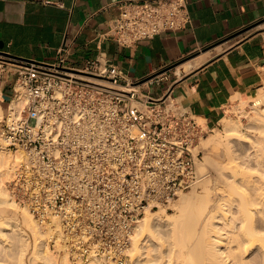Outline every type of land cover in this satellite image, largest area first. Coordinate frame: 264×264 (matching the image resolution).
I'll list each match as a JSON object with an SVG mask.
<instances>
[{
  "label": "built area",
  "instance_id": "2783aa9c",
  "mask_svg": "<svg viewBox=\"0 0 264 264\" xmlns=\"http://www.w3.org/2000/svg\"><path fill=\"white\" fill-rule=\"evenodd\" d=\"M190 20L188 0H130L102 35L131 45ZM70 53L66 44L51 61L10 60L16 87L0 119V150L15 158L8 191L50 227L49 250L133 264L134 225L205 177L199 146L212 128L175 97H139L118 65L77 66Z\"/></svg>",
  "mask_w": 264,
  "mask_h": 264
},
{
  "label": "crops",
  "instance_id": "0c3cea01",
  "mask_svg": "<svg viewBox=\"0 0 264 264\" xmlns=\"http://www.w3.org/2000/svg\"><path fill=\"white\" fill-rule=\"evenodd\" d=\"M125 1L0 0V51L51 61L69 44L74 65L108 60L121 68V84L135 83L139 97H175L209 127L264 91V0H188L185 27L131 45L102 35ZM13 57L0 52L3 112L16 86L2 63Z\"/></svg>",
  "mask_w": 264,
  "mask_h": 264
},
{
  "label": "bare ground",
  "instance_id": "6f19581e",
  "mask_svg": "<svg viewBox=\"0 0 264 264\" xmlns=\"http://www.w3.org/2000/svg\"><path fill=\"white\" fill-rule=\"evenodd\" d=\"M19 102L20 99H13L12 107ZM262 104L264 105V91H260L254 96L252 106L250 105L255 112L250 116L251 121L256 132L259 133L256 142L251 145L252 151L247 158V162L251 163V170L245 167L241 168V165L238 166L239 164H236V167L229 166V170H231L226 172L224 185L219 187V197H213L210 190L197 196L181 193V196L175 201L176 206H179V213L174 215L168 212L166 214V219L170 223L174 222L177 228H182L184 216L188 215L193 207L195 210L198 207L201 213V215L199 214L200 222L204 223L202 229L205 237L201 239L203 242L198 240L192 251H184L183 246L180 251L147 250L146 241L154 237L156 225L162 223V215L157 212L158 210L147 211L146 215L133 227L132 249L139 251L141 247L143 257H146V260L141 264H264V251H261L262 257L259 256L261 258L258 262L252 263L247 258L250 249L264 250V107ZM2 116L3 108L0 104V118ZM239 120L226 114L220 121L227 131H231L242 127ZM242 135L246 134L242 133ZM204 140L221 142V135L217 134ZM11 162H13L11 165L13 167L14 156L8 151L0 150V208L9 210V214L11 213L10 215L14 218V226L20 232H24L22 225L31 228L38 239L36 243L39 251H49L47 237L51 235L50 227L42 229L31 212L16 203L2 185L3 175L8 176V166ZM11 174L12 170L10 169ZM204 200L207 201L206 204L203 207L199 206V202L202 204ZM19 206L22 207L21 210H19ZM220 219L223 220L221 226L215 225L214 222H219ZM143 235L144 237L148 236L145 242H142ZM44 258L49 259V255L46 253Z\"/></svg>",
  "mask_w": 264,
  "mask_h": 264
},
{
  "label": "rangeland",
  "instance_id": "374dc122",
  "mask_svg": "<svg viewBox=\"0 0 264 264\" xmlns=\"http://www.w3.org/2000/svg\"><path fill=\"white\" fill-rule=\"evenodd\" d=\"M10 60L12 59H5V62L2 64L6 67L8 66L11 72H14L15 76V67L12 63H10ZM253 98L254 97H250V99L246 100L245 102L241 101L238 106H235L231 109V111L228 112L230 116L234 117L235 119H240L239 121L242 124L240 129L227 131L221 122L219 126L211 127L212 129L209 130L207 136L205 137L211 138L212 136L219 134L221 135V142L215 143L210 141V143L204 140L205 138L202 139L199 147L203 150V156L201 162L199 163V170L201 173L205 174V177L196 186L181 192L182 194L187 193L190 196L195 194V196H197L198 194L203 195L205 192L210 190L213 197H219V187L224 185V177L226 176L225 174L231 170H229V166L236 167V164H239L238 166L241 165V168L245 167L250 169L251 163L247 162V158L249 157V153L252 151L251 145L256 142V139L259 135V133L256 132L257 130H255V127L253 126L254 124L252 123L250 117L255 114L251 107ZM262 106L264 107L263 104ZM242 133L246 135L244 136ZM12 163L13 162H11L8 166V176L3 175L4 178L2 180V185L7 191V182L12 177V175H10ZM181 193H179V195L168 205L147 210L150 212L158 210L157 212H160L162 215V223L156 225L154 229V237L149 240H147L148 236L144 237L143 235L142 237V239L144 238L142 242L147 240V250L180 251V248L183 246L182 248H184V251H192L198 240L204 239L205 234L202 229L204 223L200 222L201 213L198 207L196 208V210L198 209L197 211L193 207L194 209H190L188 215L184 216L182 228H177V225H175L174 222L170 223L166 219V214L168 212L174 215L179 213V206H176L175 201H177V198L181 196ZM206 202V200H204L202 204L199 202V206L201 205L203 207ZM20 206L19 210L22 209ZM10 214L8 209L0 208V264H97V262L94 260H78L77 262H73L64 252L57 253L52 250L46 252L39 251V247L36 243L38 242L36 234H34L31 228L25 225H22L24 232H20V230L14 226V218ZM222 222L223 220L220 219L219 222H214V224L221 226ZM132 246L129 252L133 264H141L146 260V257H143V253L141 252L142 249L140 247L139 251H134ZM248 251H250V253L248 254L247 258L250 260V262L255 263L258 262V260L262 257L261 251L264 250L260 248H253ZM46 253L49 255V259L47 260L44 258Z\"/></svg>",
  "mask_w": 264,
  "mask_h": 264
},
{
  "label": "water",
  "instance_id": "95a60500",
  "mask_svg": "<svg viewBox=\"0 0 264 264\" xmlns=\"http://www.w3.org/2000/svg\"><path fill=\"white\" fill-rule=\"evenodd\" d=\"M1 53H3V54H8L9 56H14V55H10L9 53H6V52H4V51H0ZM13 59H20V60H33V59H28V58H22V57H17V56H14L13 57ZM34 61H37V60H34ZM37 62H39V61H37Z\"/></svg>",
  "mask_w": 264,
  "mask_h": 264
}]
</instances>
